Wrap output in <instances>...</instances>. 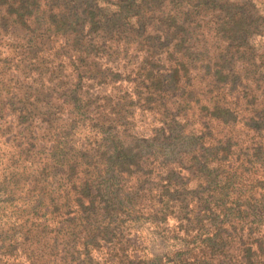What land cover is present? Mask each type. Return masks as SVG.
I'll use <instances>...</instances> for the list:
<instances>
[{"label": "trees", "instance_id": "1", "mask_svg": "<svg viewBox=\"0 0 264 264\" xmlns=\"http://www.w3.org/2000/svg\"><path fill=\"white\" fill-rule=\"evenodd\" d=\"M0 264H264V0H0Z\"/></svg>", "mask_w": 264, "mask_h": 264}, {"label": "rangeland", "instance_id": "2", "mask_svg": "<svg viewBox=\"0 0 264 264\" xmlns=\"http://www.w3.org/2000/svg\"><path fill=\"white\" fill-rule=\"evenodd\" d=\"M169 221L171 222L172 220L169 219ZM146 223V222H145ZM141 228L145 229L144 224L140 225ZM136 233L133 232V234H131V236L129 235L130 240H139L134 234ZM147 233V232H146ZM144 235V232H143ZM158 240V239H157ZM150 249L154 252H160L163 249V244H161V242L158 240V242H152L150 243Z\"/></svg>", "mask_w": 264, "mask_h": 264}]
</instances>
